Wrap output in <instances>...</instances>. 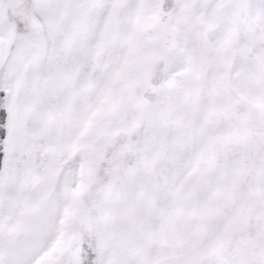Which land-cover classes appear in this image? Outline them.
<instances>
[{"label": "snow or ice", "instance_id": "snow-or-ice-1", "mask_svg": "<svg viewBox=\"0 0 264 264\" xmlns=\"http://www.w3.org/2000/svg\"><path fill=\"white\" fill-rule=\"evenodd\" d=\"M0 264H264V0H0Z\"/></svg>", "mask_w": 264, "mask_h": 264}]
</instances>
